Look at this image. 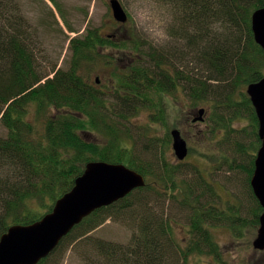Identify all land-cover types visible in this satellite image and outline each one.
<instances>
[{
	"label": "trees",
	"instance_id": "1",
	"mask_svg": "<svg viewBox=\"0 0 264 264\" xmlns=\"http://www.w3.org/2000/svg\"><path fill=\"white\" fill-rule=\"evenodd\" d=\"M48 1L56 6L55 0ZM157 1L175 10L170 34L175 42L163 53L144 51V45L134 43L129 34L108 38L99 29L88 28L69 40L67 68L43 73L35 64L28 42L29 26L18 1L0 0V124L7 131L0 138V236L10 226L34 223L49 212L89 162L124 164L146 179L144 187L85 218L38 264L55 263L71 244L77 245L85 264H188L191 256L202 254L219 263L221 250L211 228L225 226L238 234L249 223L255 230L259 226L262 208L250 179L261 142L245 88L264 77V53L251 30V16L264 7V0ZM103 47L122 55L118 61H125L124 71L113 73L117 79L113 96L122 93L116 112L106 105L101 83L89 82L97 63L109 58L100 53ZM131 52L139 57L134 65L128 60ZM197 63L202 65L198 73L189 67ZM168 66L175 68L172 75ZM180 88L193 106L209 102L213 109L225 110L220 112L222 116H212L211 133L221 137L225 133L222 144L234 157L229 154L231 158L218 167L227 163L225 172L232 174L230 177L235 173L242 177L234 192L237 197L244 195L248 212L253 214L250 221L241 215L246 209L243 202L224 209L219 206L216 183L206 180L198 168L191 167L192 175L185 179L183 165L166 160L171 142L168 128L165 138L149 136L152 123L166 126L170 106L163 93L172 94ZM139 107L148 110L150 124L139 135L150 162L125 146L126 140H133L127 119L136 115ZM238 117L246 118L249 126L234 128ZM40 124L41 133L37 129ZM86 134L102 136L105 142L88 141ZM225 181L233 190L234 179ZM152 195L166 198V203L176 204L183 213L187 228L181 241L173 237L174 214L170 217L157 210ZM110 217L123 219L133 230L127 244L88 236Z\"/></svg>",
	"mask_w": 264,
	"mask_h": 264
},
{
	"label": "rangeland",
	"instance_id": "2",
	"mask_svg": "<svg viewBox=\"0 0 264 264\" xmlns=\"http://www.w3.org/2000/svg\"><path fill=\"white\" fill-rule=\"evenodd\" d=\"M20 6L22 15L24 16L28 27V42L30 43L31 50L34 54L35 64L39 67L43 73H51L52 70L66 69L70 58L68 50L69 40L74 36H80L85 29L97 28L100 33L108 38L118 36L121 38L122 35H131L132 40L137 41L140 45H144L143 50H153L157 53H163L164 49L171 46L175 41L170 37L174 27V14L175 10L167 3H160L157 0H119L129 16V22L123 27L115 23L111 18V12L106 4L109 0H55L56 6L50 3L48 0H17ZM150 15L156 24L162 29L160 35L164 37L162 44L154 45L151 38L141 28V15ZM154 24V27L156 26ZM25 27V25H24ZM183 46V45H182ZM181 46V47H182ZM181 47H176L182 50ZM185 50V48H184ZM110 49L102 48L100 53L109 56L105 61L97 63L93 70L90 72V83H94L97 78L100 79L102 85L99 87L101 90H105V83L110 82L109 77L115 72L116 66L119 64L122 68L125 63L124 60L118 61L123 58L122 55L117 56V53H112ZM128 60L134 62V55L132 52L129 53ZM112 58V59H111ZM117 60V61H115ZM114 61V62H112ZM128 64V63H127ZM190 64L191 69H198L197 73L202 67L201 64ZM170 75L173 74L175 68H170ZM179 69V68H178ZM190 72V71H186ZM52 77V74L49 75ZM115 79L111 77V87L115 83ZM171 109L166 117V126L160 125V129L155 130L151 126L149 136L158 137L159 139L165 138V134L170 130L171 127L177 128L182 137L188 143L190 153L187 155L183 162H178L174 157L170 148L165 152V158L171 164L177 165L182 164V168L186 171L183 178H189L192 173L189 171L191 167L198 168L207 180L214 181L215 187L220 195V202L223 209L225 205L236 204L243 202L246 206L244 211L241 210V215L250 221L253 218V214L248 210L247 202L245 201L244 195L237 197L234 192V187L239 189V182L242 177L235 173L227 174L225 168L228 166L225 163L221 168L218 167L220 162L228 161L229 154L234 153L222 142L225 138L223 132L222 137L220 134L213 136L211 133L213 123L212 116H222V108L213 109L212 103L209 102L201 103L200 107L206 110V113L202 117L203 121L198 120L197 112L198 105L193 106L191 101H188L185 94L178 95L173 92L170 96ZM215 104V103H214ZM185 115L180 112V106H184ZM211 105V108H210ZM199 107V108H200ZM179 110V111H178ZM225 111V110H224ZM147 109H143L140 114L130 116L127 119L126 124L130 127V134L133 136V140L125 141V146L130 147L133 154L137 157L143 158L145 162H150L149 156L145 157V149L141 147L144 144V140L141 139L139 133H143L147 123L146 113ZM179 112V113H178ZM183 116V117H182ZM182 117V118H179ZM196 119L194 126L191 124L192 120ZM234 128L242 129L249 126V122L246 118H239L234 120ZM143 127V128H142ZM165 128V129H163ZM37 129L42 132V124L37 126ZM241 133V132H240ZM7 134L6 129L0 124V138H4ZM238 134H235V136ZM213 136V137H212ZM243 136L249 139V135L243 132ZM233 137V135H232ZM231 137V138H232ZM84 138L88 141L95 143H104L105 140L102 136L94 134H86ZM150 138V139H151ZM134 141V142H133ZM141 148V149H140ZM224 169V170H223ZM190 173V174H189ZM188 175V176H187ZM234 179L232 185L233 190L226 183V179ZM223 185V187H222ZM158 188V187H157ZM229 192V194H228ZM154 205L157 210L163 211L166 216L174 214L173 224L174 234L176 241H181L185 236L186 222L183 218V213L179 210L178 206L173 203H166L164 200L158 199L153 196ZM245 201V203H244ZM232 206V205H231ZM164 209V210H163ZM252 223L247 224L237 233H233L230 228L225 226H215L211 229V233L214 235L216 242L218 243L221 250L222 260L217 263L211 256L193 255L188 259V264H264V251H255L251 244L256 236V231ZM133 230L128 227V224L123 220H117L113 217L107 218L104 223L100 224L94 230L90 231L88 236L92 239H100L108 242H114L118 244H127L130 240ZM62 256L58 257L56 264H85L81 251L78 250L76 244H71L63 250ZM47 263V264H55Z\"/></svg>",
	"mask_w": 264,
	"mask_h": 264
},
{
	"label": "water",
	"instance_id": "3",
	"mask_svg": "<svg viewBox=\"0 0 264 264\" xmlns=\"http://www.w3.org/2000/svg\"><path fill=\"white\" fill-rule=\"evenodd\" d=\"M112 18L121 24L127 14L119 0H109ZM251 30L255 42L264 51V7L253 12ZM98 82V80H96ZM258 121L261 141L254 160L250 180L252 191L263 211L259 228L252 241L254 250H264V78L246 90ZM201 120L203 109L199 110ZM196 120V119H195ZM172 148L178 160L187 155L186 142L178 130L171 132ZM145 185L143 176L122 164L95 161L85 165L72 188L57 199L50 212L29 225H13L0 236V264H38L58 246L60 241L83 219L102 207L123 199Z\"/></svg>",
	"mask_w": 264,
	"mask_h": 264
},
{
	"label": "flooded vegetation",
	"instance_id": "4",
	"mask_svg": "<svg viewBox=\"0 0 264 264\" xmlns=\"http://www.w3.org/2000/svg\"><path fill=\"white\" fill-rule=\"evenodd\" d=\"M166 68V67H165ZM168 69H169V66L167 67ZM111 76V75H110ZM162 77V76H161ZM109 79H110V82L108 83V81L105 83V90L106 91H104V90H102V93H103V95L105 96V99L107 100V101H111L110 103H111V106L112 107H114L115 108V110H116V108H117V106L121 103V102H119L117 99H115L118 95L117 94H115V97H114V99L112 98V94L114 93V88L113 87H109V85H111V77H109ZM157 79V81H163V78H156ZM160 84V83H159ZM160 86H162V84H160ZM176 93L178 94V95H182V94H185L186 95V93H185V91L182 89V88H180V89H178L177 91H176ZM164 95H166V98L164 99L166 102H167V104H168V106H170L169 107V110H168V112L170 111V109H171V104H170V99H169V96L171 95V92L169 91V92H167V93H163V96ZM108 102H106V104H107ZM186 109V107H185V105L184 106H180V112L183 114V115H185L186 114V112L184 113V110ZM179 111V110H178ZM179 113V112H178ZM195 112H192V114H194ZM183 117V116H182ZM182 117H179V118H182ZM193 126H194V124H193Z\"/></svg>",
	"mask_w": 264,
	"mask_h": 264
},
{
	"label": "clouds",
	"instance_id": "5",
	"mask_svg": "<svg viewBox=\"0 0 264 264\" xmlns=\"http://www.w3.org/2000/svg\"><path fill=\"white\" fill-rule=\"evenodd\" d=\"M153 21L150 15H141V28L142 30L151 38L154 45L162 44L164 42V37L160 35L162 29Z\"/></svg>",
	"mask_w": 264,
	"mask_h": 264
},
{
	"label": "bare ground",
	"instance_id": "6",
	"mask_svg": "<svg viewBox=\"0 0 264 264\" xmlns=\"http://www.w3.org/2000/svg\"><path fill=\"white\" fill-rule=\"evenodd\" d=\"M113 79H115V78H113ZM115 80H117V79H115Z\"/></svg>",
	"mask_w": 264,
	"mask_h": 264
}]
</instances>
